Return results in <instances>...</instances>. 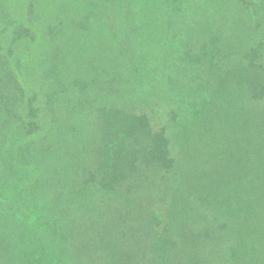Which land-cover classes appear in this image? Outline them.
<instances>
[{"label": "rangeland", "instance_id": "1", "mask_svg": "<svg viewBox=\"0 0 264 264\" xmlns=\"http://www.w3.org/2000/svg\"><path fill=\"white\" fill-rule=\"evenodd\" d=\"M121 3L122 0H0V180L6 181L14 174L18 160L24 159L19 154L22 141L37 138L12 139L20 117L26 114L28 118L32 108L42 119L45 132L54 128L52 138L57 145L47 141L51 158L37 155L33 164L23 161L20 166L31 175L25 185L34 198L43 199L64 225L61 244L72 264H106L99 258L118 243L119 228L131 230L148 214L146 221L151 223V213L159 214L160 206L169 201L165 200L167 191L168 198L172 194L171 187L163 183L166 168L157 176H147L148 180L140 181L136 176L137 162H159L163 145L167 144L160 133L166 120L158 122L155 130L142 116L131 117L126 110L114 107L113 95L120 89L117 81L125 76L121 69L127 61L121 40L128 30L130 4ZM28 4L31 10L38 11L34 13L36 24L28 22L26 27ZM140 6L141 0L132 6L136 16L145 15V10L149 16L156 13L159 19L165 14L161 6L160 11L157 6L144 10ZM176 23V29L196 55L203 53L206 42L215 41L229 50L235 46L233 51L246 57L247 63L264 60V0H193L190 9L176 15ZM159 28L160 34L170 35L173 26L163 21ZM17 32L24 36L15 41ZM158 38L153 50L161 59L167 53V36ZM79 41L83 43L77 44ZM57 61L61 62L58 67ZM142 65L154 72V63L142 61ZM253 73L254 84L259 78L263 80L258 70ZM31 97L34 102L28 109ZM83 99L98 100V107L86 110L90 115L82 126H72L71 119L80 121L78 115L85 116L84 110L77 108ZM154 110L163 112L156 100ZM142 138L149 142H141ZM150 144L152 154L146 158ZM134 147L141 149V158ZM57 158L59 165L55 163ZM195 203L200 212L212 214ZM111 230L117 232L115 237ZM8 233L0 235V264H48L43 247L32 240L27 224ZM119 248L114 247L112 264L119 258H128ZM143 255L148 263L155 258V254ZM205 258L206 264H226L228 256ZM146 259L138 261L135 257L133 263L146 264ZM171 261L176 263L177 258Z\"/></svg>", "mask_w": 264, "mask_h": 264}, {"label": "trees", "instance_id": "2", "mask_svg": "<svg viewBox=\"0 0 264 264\" xmlns=\"http://www.w3.org/2000/svg\"><path fill=\"white\" fill-rule=\"evenodd\" d=\"M137 1L121 3L130 4L128 30L121 40L127 61L121 69L125 76L117 81L120 89L115 91L113 103L131 117L142 116L151 129L158 130V122L166 120L160 133L167 144L163 145L159 162L143 160L146 168L143 161L137 162L136 176L140 181L148 180L147 176H157L166 168L163 183L171 187L172 194L170 198L168 191L164 195L169 201L160 206L159 214L151 213V223L146 221L148 214L131 230L119 228L118 243H113L112 251L103 253L99 260L112 264L114 247L120 246L128 258H119L116 264H134L135 257L140 261L146 259L143 254L147 253L155 254V258L152 263L144 260L146 264H206L205 257L216 255H227L226 264H264V76L255 84L253 76L256 70L264 75V60L247 63L246 57L237 55L235 46L225 41L231 50L213 41L206 42L203 53L196 55L176 29V15L190 9L193 0H141L142 10L157 6L160 11L159 7H163L161 19L156 13L149 16L146 10L145 15L136 16L132 6ZM30 8L28 4L26 27L28 22L36 24L34 13L38 10ZM163 21L173 26L170 35L160 34ZM160 35L167 36V53L161 59L154 51ZM21 36L24 34L17 32L15 41ZM59 46L62 47L60 43ZM149 52L150 57L145 58ZM142 61L154 63V72L151 67L144 68ZM56 63L57 67L61 65L60 61ZM8 72L7 69V75ZM155 100L163 108L162 113L154 110ZM33 102L32 97L28 98V109ZM98 103L80 100L77 108H82L85 116L78 115L80 121L73 118L70 124L82 126L90 115L86 110L98 107ZM25 116L20 117L12 139L37 138L22 141L19 154L24 159L18 160L14 174L4 182L0 180V235L27 224L32 240L43 247L48 264H72L61 244L64 225L43 199L34 198L25 185L31 175L20 166L23 161L33 164L37 155L52 157L46 145L47 141L57 145L52 138L54 128L45 132L42 119L32 108L29 117ZM141 142L149 139L142 138ZM133 151L141 158V149L134 147ZM148 153L152 154L151 144L146 158ZM58 161L59 158L57 165ZM195 202L212 214L197 210ZM115 230H111V236H116ZM173 257L176 263L171 261Z\"/></svg>", "mask_w": 264, "mask_h": 264}]
</instances>
